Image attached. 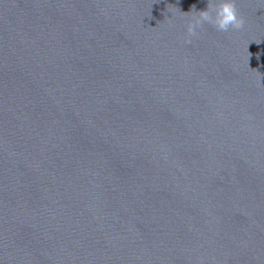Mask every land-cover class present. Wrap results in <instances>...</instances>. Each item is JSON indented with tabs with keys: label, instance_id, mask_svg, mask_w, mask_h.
<instances>
[{
	"label": "water",
	"instance_id": "1",
	"mask_svg": "<svg viewBox=\"0 0 264 264\" xmlns=\"http://www.w3.org/2000/svg\"><path fill=\"white\" fill-rule=\"evenodd\" d=\"M0 0V264H264V0Z\"/></svg>",
	"mask_w": 264,
	"mask_h": 264
},
{
	"label": "clouds",
	"instance_id": "2",
	"mask_svg": "<svg viewBox=\"0 0 264 264\" xmlns=\"http://www.w3.org/2000/svg\"><path fill=\"white\" fill-rule=\"evenodd\" d=\"M191 14L192 19L187 25L185 43L191 44L192 38L199 35L206 23L213 25L220 31L241 29L244 27V17L238 13L236 0H209L207 10L183 12Z\"/></svg>",
	"mask_w": 264,
	"mask_h": 264
}]
</instances>
